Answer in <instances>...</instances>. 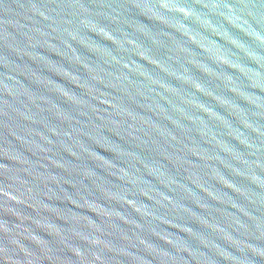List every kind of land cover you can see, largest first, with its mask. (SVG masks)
<instances>
[{
  "label": "water",
  "instance_id": "obj_1",
  "mask_svg": "<svg viewBox=\"0 0 264 264\" xmlns=\"http://www.w3.org/2000/svg\"><path fill=\"white\" fill-rule=\"evenodd\" d=\"M0 264H264V0H0Z\"/></svg>",
  "mask_w": 264,
  "mask_h": 264
}]
</instances>
